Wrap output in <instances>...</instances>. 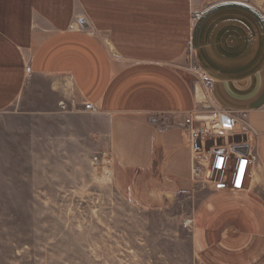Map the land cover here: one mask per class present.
<instances>
[{"label": "crops", "instance_id": "crops-1", "mask_svg": "<svg viewBox=\"0 0 264 264\" xmlns=\"http://www.w3.org/2000/svg\"><path fill=\"white\" fill-rule=\"evenodd\" d=\"M192 6L200 16L183 44L194 67L213 78L214 103L245 110L260 135L246 188L214 191L210 218H194L195 249L209 264H262L264 0H0V114L49 115L52 150L78 145L111 162L119 155L136 168L187 173V134L151 119L192 109L201 96L170 64L166 25L176 7Z\"/></svg>", "mask_w": 264, "mask_h": 264}, {"label": "rangeland", "instance_id": "rangeland-1", "mask_svg": "<svg viewBox=\"0 0 264 264\" xmlns=\"http://www.w3.org/2000/svg\"><path fill=\"white\" fill-rule=\"evenodd\" d=\"M176 9L166 23L170 64L198 82L183 41L200 7ZM7 113L0 114V264H209L195 249L194 218H210L214 190L193 180L191 168H136L119 155L97 166L99 150H52L49 115Z\"/></svg>", "mask_w": 264, "mask_h": 264}, {"label": "built area", "instance_id": "built-area-1", "mask_svg": "<svg viewBox=\"0 0 264 264\" xmlns=\"http://www.w3.org/2000/svg\"><path fill=\"white\" fill-rule=\"evenodd\" d=\"M199 16L200 11L195 12L194 20ZM194 69L202 93L201 96L195 95L193 108L162 114L153 117L151 122L165 126L171 123L185 131L193 180L203 181L214 191L243 190L253 173V152L260 135L245 122V110L233 112L216 105L211 98L213 78L203 70ZM26 71H29V67H26ZM84 109L93 111L94 107L91 103H85ZM249 135L253 136L252 140L248 139ZM237 136L240 139H236ZM219 138L223 140L222 143L218 142ZM240 145L247 146L245 154L234 151V147ZM100 158L108 166L111 164L110 158L102 152L101 157H93L97 166L100 165Z\"/></svg>", "mask_w": 264, "mask_h": 264}, {"label": "water", "instance_id": "water-1", "mask_svg": "<svg viewBox=\"0 0 264 264\" xmlns=\"http://www.w3.org/2000/svg\"><path fill=\"white\" fill-rule=\"evenodd\" d=\"M79 21L83 27L88 26V24L84 18H80ZM219 150H221V148ZM234 151L241 153V154H245L247 152V146L246 145L235 146Z\"/></svg>", "mask_w": 264, "mask_h": 264}, {"label": "bare ground", "instance_id": "bare-ground-1", "mask_svg": "<svg viewBox=\"0 0 264 264\" xmlns=\"http://www.w3.org/2000/svg\"><path fill=\"white\" fill-rule=\"evenodd\" d=\"M196 93V92H195Z\"/></svg>", "mask_w": 264, "mask_h": 264}]
</instances>
